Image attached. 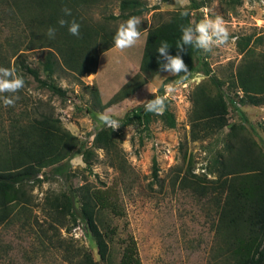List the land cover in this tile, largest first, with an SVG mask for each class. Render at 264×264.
<instances>
[{
    "label": "rangeland",
    "instance_id": "obj_1",
    "mask_svg": "<svg viewBox=\"0 0 264 264\" xmlns=\"http://www.w3.org/2000/svg\"><path fill=\"white\" fill-rule=\"evenodd\" d=\"M120 1L88 0L78 12L89 26L116 33L124 22L118 17ZM140 1L146 9L138 15L141 38L136 46L124 51L108 47L97 54L95 70L85 74L66 68L56 54L52 78L65 90L59 96L14 66L13 53L18 48L25 63L45 78L43 62L49 48L27 46L28 41L35 43L25 25L29 14H39L35 0H0V67L14 68L26 82L15 94L19 99L14 106H5L0 99V141L9 138L15 120L26 124L47 115L80 142L69 161L68 182L48 167L42 170L44 177L39 175L41 181L19 188L10 215L0 221V264H75L81 248L98 259L83 223L63 218L56 209L68 193V183L116 190L124 213H104V219L116 228L117 240L133 236L141 264H230L233 235L220 220L227 187L217 180L219 160L227 171L239 173L234 176L245 170L237 165L239 151L259 158L264 168V104L249 103L236 81L244 43L249 42L255 53L264 49L256 40L264 36V0ZM44 2L48 8L57 0ZM182 9L189 12L192 25L206 15L221 16L230 32L229 42L210 53L201 52V62L207 64L204 71L143 76L139 64L147 29ZM36 33L43 36L44 30L37 28ZM126 84H130L129 93L114 98ZM155 93L173 113V127L160 114L147 125L127 119L131 110L154 99ZM4 95L13 94L0 97ZM205 103H210L211 118L225 119L224 126H218L220 120L209 127L201 124L199 116L208 108ZM102 113L111 114L120 127L113 130L103 125L98 119ZM74 206L78 209L79 203ZM116 239L110 243L108 264H116L120 257Z\"/></svg>",
    "mask_w": 264,
    "mask_h": 264
},
{
    "label": "trees",
    "instance_id": "obj_2",
    "mask_svg": "<svg viewBox=\"0 0 264 264\" xmlns=\"http://www.w3.org/2000/svg\"><path fill=\"white\" fill-rule=\"evenodd\" d=\"M88 0H57L53 5L44 0H35L39 10L37 16L29 14L25 21L32 33L35 43L28 41L29 46L40 45L48 47L44 55L43 71L45 78H41L37 69L31 67L21 58L20 49L13 53L14 66L22 75L31 76L40 87L47 88L53 93L64 96L65 90L58 86L52 75L54 73L56 54L64 66L80 74L90 73L95 70L97 54L114 45L115 33L100 27L89 26V22L80 17L78 7ZM99 0H89L96 3ZM63 7L72 11L70 17H65ZM24 10L27 8L24 6ZM146 7L140 0H121L119 3V18L125 22L131 16H138ZM187 12V15L182 13ZM63 17L67 20L75 19L80 24L79 37L71 35L67 26L61 27L58 20ZM115 18L117 16H114ZM33 23V27L31 24ZM191 24L190 14L186 10H177L171 16L147 29L142 57L139 64L140 73L147 77L163 72L160 62L163 60L157 52L163 41L170 45L169 53L177 54L176 45L180 42L181 27ZM37 28L44 30V35L37 34ZM49 28H55L54 38L47 35ZM257 43L264 44V36L259 35ZM249 42L244 43V56L236 68V81L243 97L254 105L264 104V49L254 52ZM34 47V46H33ZM186 51L181 53L188 72L204 71L205 62H201V50L192 46H185ZM130 84H126L115 94L114 98L124 95ZM164 82L159 87L163 91ZM210 101V100H209ZM207 111L200 115L201 124L209 127L214 120H220L219 127L226 124L223 117H210V103H205ZM157 115L146 112L143 106L131 110L127 119H137L147 125ZM161 115L163 122L168 127L175 125L173 113L165 104ZM9 138L0 141V221L7 220L12 211L11 202L20 195V187L31 181H41L45 173L44 168H51V173L63 178L64 181L71 177L70 159L79 147V140L64 130L59 120L43 115L26 124L15 120L11 124ZM95 141H100V133L95 136ZM102 141V140H101ZM239 168L243 175H236V171H227L224 161L218 173V181L227 187L226 195L220 208V220L233 235L230 247V264H264V168L259 166V158H250L239 151ZM86 159V157H85ZM87 161V160H85ZM228 169V168H227ZM156 174V167L153 170ZM232 174V175H230ZM230 176V177H229ZM68 193L64 199L56 204L63 218L69 217L74 222L77 219L83 223L85 230L90 234L96 245L98 259L86 249H79L75 264H101L110 262V243L116 239V228L105 219L104 213L113 216H122L124 211L119 203L117 192L114 188H91L86 185L75 187L67 185ZM77 197V200L75 199ZM79 203L75 209V202ZM121 245L119 260L116 264H141L137 245L132 235L116 239Z\"/></svg>",
    "mask_w": 264,
    "mask_h": 264
},
{
    "label": "clouds",
    "instance_id": "obj_3",
    "mask_svg": "<svg viewBox=\"0 0 264 264\" xmlns=\"http://www.w3.org/2000/svg\"><path fill=\"white\" fill-rule=\"evenodd\" d=\"M62 12L65 17L72 15V11L68 7H63ZM187 14V12L182 13V15ZM141 22L142 19L140 17L131 16L119 25L113 38L114 47L117 50L124 51L137 45L141 38ZM58 24L61 27L67 26L71 35L79 37L80 24L75 19L67 20L61 17L58 20ZM55 32V28H49L47 35L49 38H54ZM229 40L230 32L222 17L219 15L214 17L206 15L204 19L195 25L189 24L181 27V38L176 45V55L169 53L170 45L167 41L161 43L157 49L159 56L163 58L160 62V68L173 76L187 73L189 70L188 66L181 56V53L186 51L185 46H192L204 53H210L214 48L227 44ZM25 83L24 78L18 75L14 68L0 67V94H13L0 97L5 106H14L16 100L19 99V96L15 94L25 87ZM142 106L146 112L162 114L165 109V100L156 94L154 99L145 100ZM98 119L103 125L113 130L120 127L118 120L114 119L109 113L100 114Z\"/></svg>",
    "mask_w": 264,
    "mask_h": 264
}]
</instances>
